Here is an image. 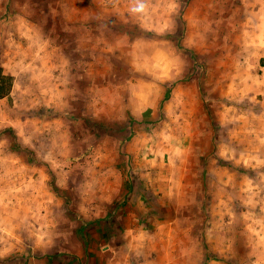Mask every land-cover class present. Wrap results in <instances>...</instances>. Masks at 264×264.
I'll return each mask as SVG.
<instances>
[{"label": "rangeland", "instance_id": "374dc122", "mask_svg": "<svg viewBox=\"0 0 264 264\" xmlns=\"http://www.w3.org/2000/svg\"><path fill=\"white\" fill-rule=\"evenodd\" d=\"M243 8L0 0V264H264Z\"/></svg>", "mask_w": 264, "mask_h": 264}, {"label": "crops", "instance_id": "0c3cea01", "mask_svg": "<svg viewBox=\"0 0 264 264\" xmlns=\"http://www.w3.org/2000/svg\"><path fill=\"white\" fill-rule=\"evenodd\" d=\"M241 2L244 3V7H245L243 8L244 10L242 11L243 17L241 18V23H240L243 28V32H242L243 35H242V39H240V41L237 43L238 45L236 48L245 52L243 53V57H244L243 63L244 64L245 63L248 64L247 56L249 53L247 51L257 52L258 58H256L255 64L252 66H254L255 68H258L259 72L254 74L252 70V66L250 68V64H249L248 67L244 65L243 67L240 68V70H238V72H241L243 78L242 77L240 78L237 75V72L234 73V77L235 79L240 78V81L242 79L244 85L250 82L249 85L251 86H249V90L251 94L255 96V102L257 101V98L259 95L262 97V102L259 101V105H261V108L257 107L256 105H258V103H256V104H253L254 106L249 112L251 117L248 118L249 120H247L246 124H250V128L247 129V130H250V129H259L260 128L258 124L259 121H260V124H262L261 120H264V119H261V116L264 115V0H241ZM244 34H246L245 38H244ZM13 91H14V84L12 87L10 98H12L13 96ZM0 100H7V98L0 99ZM245 128L247 127L245 126ZM245 128L242 127L241 129L244 130ZM243 139H244L243 134H240L238 138L230 139V142L235 143L237 145V144H241L243 142ZM154 157H157V156L154 155ZM152 162H154V164H156V166H158L160 169V172H157L155 170L153 171V173L159 174V176L157 177L158 180L157 178L154 179V185L156 189L159 188V190H161L162 185H163L162 176L164 175V172L162 171L163 166H161L162 160L161 159L159 161L152 160ZM139 172H141V176L144 177L143 171H135V173L137 174ZM149 173L150 172L147 171V176L149 175ZM147 178L149 180L151 179V177H147ZM47 252L50 253L49 251ZM36 255L38 256L37 253ZM33 257L34 255L31 254V252L29 251L28 255L24 256V259H23V256L21 257V260H22L21 264H32L30 260ZM13 260L14 259H12V261Z\"/></svg>", "mask_w": 264, "mask_h": 264}, {"label": "trees", "instance_id": "16d2710c", "mask_svg": "<svg viewBox=\"0 0 264 264\" xmlns=\"http://www.w3.org/2000/svg\"><path fill=\"white\" fill-rule=\"evenodd\" d=\"M13 81H14V77L11 74H6L3 71V68L0 67V99H9L11 96V92H12V87H13ZM99 126L103 127L104 129L107 128L105 127V125L103 123H100ZM124 144V141H121V145ZM47 256H52V254L48 253L45 254ZM57 256V255H55ZM60 256V255H59Z\"/></svg>", "mask_w": 264, "mask_h": 264}, {"label": "clouds", "instance_id": "9594fccd", "mask_svg": "<svg viewBox=\"0 0 264 264\" xmlns=\"http://www.w3.org/2000/svg\"><path fill=\"white\" fill-rule=\"evenodd\" d=\"M143 7H144V5H143L142 2H141V3H138L137 8H136L135 10H136V11H140V10L143 9Z\"/></svg>", "mask_w": 264, "mask_h": 264}, {"label": "bare ground", "instance_id": "6f19581e", "mask_svg": "<svg viewBox=\"0 0 264 264\" xmlns=\"http://www.w3.org/2000/svg\"><path fill=\"white\" fill-rule=\"evenodd\" d=\"M216 27V26H215Z\"/></svg>", "mask_w": 264, "mask_h": 264}]
</instances>
